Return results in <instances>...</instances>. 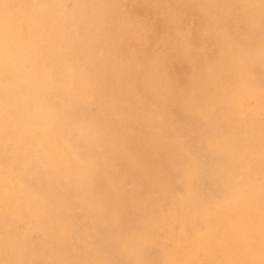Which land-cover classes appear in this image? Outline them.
Here are the masks:
<instances>
[{"label": "clouds", "instance_id": "obj_1", "mask_svg": "<svg viewBox=\"0 0 264 264\" xmlns=\"http://www.w3.org/2000/svg\"><path fill=\"white\" fill-rule=\"evenodd\" d=\"M127 2L0 0V228L10 227V219L48 218L63 235L80 240L92 256L87 264H150L156 237L143 220L128 224L130 214L144 209L134 188L120 179L118 165L130 160L125 128L139 124L146 136L159 139L164 117L157 104L178 103L210 125L242 91L264 97V84L254 77L257 66L264 68V0H192L204 17L197 31L215 41L217 54L207 45L196 49L203 58L179 95L166 57L157 54L138 66L145 75L132 104L127 97L133 61L121 46L125 40L146 46L153 28ZM162 15L179 38L176 49L191 57L188 38L195 25L175 11ZM228 19L235 35L220 27ZM217 147L211 137L195 148L178 137L158 182L195 188L204 156ZM97 177L104 179L102 187ZM34 231L29 224L21 242ZM105 248L110 258L97 259Z\"/></svg>", "mask_w": 264, "mask_h": 264}, {"label": "bare ground", "instance_id": "obj_2", "mask_svg": "<svg viewBox=\"0 0 264 264\" xmlns=\"http://www.w3.org/2000/svg\"><path fill=\"white\" fill-rule=\"evenodd\" d=\"M252 93L245 90L235 96L230 109L216 119V126H221V119L226 122V116L231 113L233 117L235 114L237 116L233 111L234 105L244 103L246 96ZM234 119L237 118L231 119L226 129L224 126L223 129L217 127L213 128V133L204 134L218 144L212 157H204L205 166L201 176L215 187L213 193L202 194L196 191L197 186L189 189L185 184L184 191L175 190L173 193L172 209L159 219L145 221V229L156 237L148 253L150 264H164L166 259L178 264H233L240 260V264H244L242 255L253 263L264 264V178L259 174L264 172V146L252 142L264 130V118L251 119L249 125L240 121L235 123ZM9 224L10 227L0 230L3 236V240H0V264H8L7 251L13 248H17V252L12 264H33L31 256L23 253L25 248L21 249L24 245L44 256L51 255L53 259L62 257L60 249L47 239L48 234L45 235L40 218L25 217L24 221L10 219ZM29 224L35 231L25 244L21 242V237L25 230H29ZM56 236L58 243L63 241L72 245L76 238L63 235L60 231ZM67 247L66 257L74 259L77 248L75 245ZM83 259L85 261L87 258ZM74 261L66 259L60 264H73ZM76 263L82 264L79 260Z\"/></svg>", "mask_w": 264, "mask_h": 264}, {"label": "rangeland", "instance_id": "obj_3", "mask_svg": "<svg viewBox=\"0 0 264 264\" xmlns=\"http://www.w3.org/2000/svg\"><path fill=\"white\" fill-rule=\"evenodd\" d=\"M126 7L134 16L146 19L153 28L152 35L149 37L146 46L137 45L134 42L130 43L127 40H125L121 46V51L125 57L133 61L128 69V83L131 85L127 97L128 101L132 104L137 103L135 99V91L137 88L141 87V77L145 75L144 69L142 67L138 68V66L146 65L147 61L155 58L157 54L161 57H166L167 75H169L168 77L172 83L174 95H179L183 90L188 89L191 84L193 70L199 65L203 58L202 53H199L196 49L204 48L205 45H207V47L211 49L212 55H216L219 50L218 47L214 46L215 41L202 38L200 32L197 31V29L202 28L204 25V17L195 10L197 5L192 3V0H128ZM172 11L181 13L184 17L185 24L191 23L195 25L192 36L188 38L194 49L191 57L183 56L175 47V42L179 38L177 37L175 29L169 24L166 16L162 15ZM220 27L226 28L229 33L235 35L236 26L231 19L222 21ZM254 77L258 83L264 84V68L257 66L254 69ZM253 96H255V98H252ZM148 99L152 100L151 97ZM155 111L161 113L164 117L159 139H152L146 136L142 126L139 124L129 125L124 130L128 154L130 160L135 161V163H131L130 160H124L118 165L121 169L120 179L126 187L134 188L137 201L144 209L142 215H129L128 224L131 226V223H133L132 227L137 226L142 220L145 222L150 219L156 220L161 218L164 213L172 209L171 206H173L174 198L173 193L175 190L184 191V183L176 182L175 180L163 183L158 182L157 180V174L164 171L167 167L169 154L178 137L184 138L195 148L200 145L201 140L205 138L206 135L213 133L217 127L223 129L224 126V129H226L228 127L227 123H230L231 119L234 117L237 118L234 119L235 123L240 121V123L244 125H249L251 119L255 120L264 118V97L256 95L255 93H252L251 96H246L244 103L234 105L233 107V111L234 113H237L238 117L236 114L233 117L232 113L227 115L226 122L221 119V126H216L217 120L220 117L217 120H214L210 125L200 123L195 117L184 111L178 103H173L172 101H170L167 106L157 104ZM262 132L257 134V140H252L257 146H264V135ZM204 157H212V153H207ZM259 174L264 178V172H260ZM199 183V186L197 185L196 187V191L198 190L197 192H201L202 194L205 192L207 195H210L209 192H211V194L213 193L212 190H214L215 187L208 179L202 178ZM95 184L97 187H102L104 179L102 177H97L95 179ZM206 184H208V186ZM179 185L180 187H178ZM168 190L172 194L169 193ZM40 222L45 231V235L47 236L48 234L49 236H47V239L51 241V244H55V246L60 249L62 257L60 256L59 260L55 257L53 259L51 255L44 256L43 253L36 251L34 248H28V246L24 245L21 249L25 248L23 253L26 256H31L30 258L32 259L31 261L33 264H60V261L66 262V259H69L72 262L74 260L78 262L79 260L82 264H85L84 262L87 263L89 258L90 260L92 259V256H90L91 254L84 256L86 255L84 254L85 251H83L84 246L77 238L73 240V245L77 248L75 258H67V248H69L67 246L73 247V245L69 242L64 243L63 241L58 243V237L56 235L60 230L52 220L48 218H40ZM0 230H2V228H0ZM76 245H79V247ZM78 249H81V253ZM66 250L67 252H65ZM16 252L17 248L7 251L6 262L8 264H12L15 261L14 257ZM102 254H104L105 257ZM82 256L87 259L84 261ZM106 258L110 257H108L107 249L105 248L101 251V255L98 259L103 260ZM242 259L244 264H258L251 262L250 259L246 256L244 257V255H242ZM76 262L73 264H78ZM241 262L242 260L235 261L233 264H240Z\"/></svg>", "mask_w": 264, "mask_h": 264}]
</instances>
